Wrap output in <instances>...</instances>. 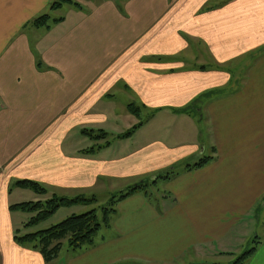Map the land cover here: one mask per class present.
<instances>
[{
    "label": "crops",
    "instance_id": "1",
    "mask_svg": "<svg viewBox=\"0 0 264 264\" xmlns=\"http://www.w3.org/2000/svg\"><path fill=\"white\" fill-rule=\"evenodd\" d=\"M54 1L0 0V264H49L15 240L11 206L31 190L16 181H37L48 198L112 193L204 157L214 159L160 180L156 198L119 201L95 245L61 248L52 264H179L224 245L264 195V0H72L49 11ZM213 1L224 4L205 10ZM47 12L59 20L31 23ZM208 91L218 92L193 103ZM131 105L175 120L179 140L132 149L143 124L119 137L137 117ZM254 254L264 264L263 243Z\"/></svg>",
    "mask_w": 264,
    "mask_h": 264
},
{
    "label": "trees",
    "instance_id": "2",
    "mask_svg": "<svg viewBox=\"0 0 264 264\" xmlns=\"http://www.w3.org/2000/svg\"><path fill=\"white\" fill-rule=\"evenodd\" d=\"M64 2L74 3L72 0H56L54 1L49 11H53L62 5ZM76 4V3H74ZM224 2L213 1L206 5L205 10L214 9L223 5ZM59 19H53L50 12L44 13L39 17L35 18L31 23L36 27H49L50 22H56ZM215 65V64H214ZM213 65V66H214ZM201 69H207V66L200 67ZM218 91H208L198 97L193 103L195 105L200 101L212 97ZM131 112L133 114L137 113L133 105L130 106ZM140 126L136 125L124 134L119 135V137L129 136L134 132L135 128ZM90 137L94 139H102L107 136L106 132L99 131L98 133H93V131H88ZM93 149V148H92ZM214 159V157H204L196 163L193 164H176L171 167L158 172L154 177H148L136 184L129 186L128 188L118 191L111 199L103 205L104 215L102 219L99 218L97 210H92L83 214H73L63 220L62 222L51 226L47 229L37 230L33 232H23V230L18 229L15 232V240L20 244H30L33 248L40 249L44 254L47 263L52 264L55 258L59 255V252L63 246V241L66 240L68 247L73 251H81L87 249L96 243V237L103 228L110 227L113 215L117 212L116 205L119 201L129 197L139 190H144L149 195V187H154L159 180H169L180 173L179 169L184 167L185 170H191L195 168H200L208 164ZM15 186L28 188L33 190L38 194L45 195L48 189L42 184L34 180L23 179L15 182ZM93 199H87L85 197L77 196L75 198L70 197H60L53 195L46 200L39 201H28L13 204L11 206L12 210H20L25 212H33L34 216L29 222L25 224V228L30 226H35L42 221L48 219L50 216L55 214L61 207L70 206L75 203H88ZM257 241V240H255ZM260 241H257L258 244ZM259 245V244H258ZM258 245L254 248L247 250L235 264H244L257 250Z\"/></svg>",
    "mask_w": 264,
    "mask_h": 264
},
{
    "label": "rangeland",
    "instance_id": "3",
    "mask_svg": "<svg viewBox=\"0 0 264 264\" xmlns=\"http://www.w3.org/2000/svg\"><path fill=\"white\" fill-rule=\"evenodd\" d=\"M86 2L85 0H78V2ZM89 4V1L87 2V5ZM84 5H86L84 3ZM140 126L143 124V130L142 132L137 133V135L133 134L131 144L129 146L134 149L140 144H143L147 141V143L155 142L158 139L167 140L169 143L177 142L179 140L178 133L176 132V127L178 126L176 121L173 119L164 120L163 122L161 120L157 121L155 118H151V115L146 116L145 110H143L141 116H132V128H134L136 125ZM127 126V125H126ZM120 128V129H119ZM130 128V127H129ZM129 128H125L123 124L113 130H115V133H108L109 139H116L118 136V132H124ZM202 128L205 132L206 130V124L202 123ZM202 130V132H203ZM117 132V133H116ZM138 132L136 131V128L134 129V133ZM206 133V132H205ZM90 142L87 144H93L94 147L96 146V140L90 139ZM92 142V143H91ZM92 145V146H93ZM91 147V146H90ZM97 147V146H96ZM98 148V147H97ZM162 190L163 185L161 181L159 180L156 186L149 187L148 191L150 192V196L152 199L156 198V194L158 190ZM118 191H114L111 193V190H97L91 193H83L82 197H85L87 199H93L92 201L88 203L80 202L75 203L70 206H63L61 207L55 214L50 216L48 219L42 221L38 225L30 226L27 229H24V226L27 222L31 220V218L34 216L33 212H19L20 217L18 221H20L18 227L19 229L23 230V232H30L47 229L50 228L53 225H56L69 216L73 214H83L87 213L92 210H97L99 218L102 219L104 215L103 205L106 204L113 194H115ZM77 196L81 195H75L70 198H75ZM48 197L42 194H38L34 192L33 190H29V192H24L22 199L24 202L28 201H39V200H46ZM246 220L243 221V225L240 227H237L232 233L229 239L226 241V243L222 246H217L216 248L201 254V255H193L192 261L189 259L185 261H180L179 264H235L237 260L249 249L254 248L256 245L261 246L262 243L264 244V195L259 200L255 210L252 214H250ZM25 230V231H24ZM105 233V231H104ZM260 241L258 244H256L257 241ZM62 254L66 253V250L68 248L67 241H63L62 246ZM260 248V247H259ZM189 257V256H188ZM259 256L253 254L244 264H250L252 260L254 262L252 264H260L259 262Z\"/></svg>",
    "mask_w": 264,
    "mask_h": 264
}]
</instances>
